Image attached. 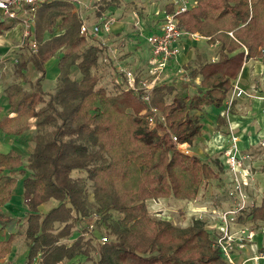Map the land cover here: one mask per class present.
Masks as SVG:
<instances>
[{
    "label": "trees",
    "instance_id": "1",
    "mask_svg": "<svg viewBox=\"0 0 264 264\" xmlns=\"http://www.w3.org/2000/svg\"><path fill=\"white\" fill-rule=\"evenodd\" d=\"M119 1L97 2L96 17ZM192 2L178 14L179 25L210 44L218 43V58L201 63L191 71L192 81L183 84L185 90L189 83L194 85L197 95L176 91L173 83L157 84L151 104L160 109L163 120L154 129L142 95L122 88L124 75L115 81L119 91L110 94L100 85L101 64H107L104 52L91 36L80 34L83 23L75 2L53 0L38 7L35 27L27 36L36 40L37 48L33 50L28 39L27 51L14 65L20 81L4 88L11 114L0 119V129L21 137L34 127L30 137L34 148L25 161L15 149L0 151V206L10 201L16 182L23 178L27 209L21 217L0 215L1 228L8 229L0 238V259L11 252L13 228L26 220L27 264L37 258L39 264L69 262L77 255L89 258L91 250L97 252L96 264H226L202 221L181 227L158 219L150 214L147 201L196 199L204 181L218 177L210 163L180 152L167 128L181 140L193 141L201 126L190 127L189 110L222 108L245 63L264 57V0ZM164 8L170 12L174 6L166 2ZM14 23L0 15V34ZM55 56L59 75L51 93L43 81L45 64ZM29 64L39 73L34 80L26 74ZM216 119L225 122L220 115ZM75 172L86 178L74 176ZM86 179L93 187L95 224L105 227L98 244L85 238L93 214ZM52 199L58 204L41 213L39 207ZM249 214L264 218V198ZM76 226L82 234L69 243Z\"/></svg>",
    "mask_w": 264,
    "mask_h": 264
},
{
    "label": "rangeland",
    "instance_id": "2",
    "mask_svg": "<svg viewBox=\"0 0 264 264\" xmlns=\"http://www.w3.org/2000/svg\"><path fill=\"white\" fill-rule=\"evenodd\" d=\"M86 1V0H85ZM89 3L90 0H87ZM137 0H120L119 3L125 10L136 9L140 11L142 8L141 5H135ZM140 1V0H139ZM94 2V0H92ZM152 3H161L162 6L164 0H150ZM192 2V0H190ZM135 5L137 8L133 7ZM76 8V6H74ZM107 15L111 14L105 12ZM86 17L89 23L97 24L99 17H96L95 13H86ZM123 14L121 15V19ZM165 17L163 11L160 12V17L155 16L152 20V27L155 28L160 21ZM36 18V17H35ZM133 18L131 17V20ZM35 24V23H34ZM17 26V22L15 21ZM18 30L13 28L10 33H5V45L8 49V58L1 61L0 66V75L2 77V82H4V87L13 82H19L20 76L15 72L14 65L20 59L21 55L27 51V41L31 42L33 39L24 37L22 25H18ZM35 27V26H34ZM9 31V30H8ZM101 33V32H100ZM149 31H142L141 34L136 35V41L144 46L147 43V37ZM219 46V44H218ZM217 45L210 44L207 38L199 36L197 38H188L185 40L184 44L181 46V53L178 57L172 59L169 65L165 68L163 73L160 74L159 82H170L178 86V90L181 92H189L188 94L192 97L197 95L196 88L193 85H189L186 90L183 87V84L186 82L192 81L191 71L200 66L203 62L215 61L218 58V48ZM145 51L144 60L141 63V66L135 71L136 79L138 82H141L142 79H150V64L147 60L148 51ZM55 63H57V57L55 56L52 61L47 65V76L45 77L43 83L44 87L48 92L55 93L57 88V77L51 79L57 70L55 68ZM248 68L247 79L244 84H239L234 81L233 86L230 89L228 98L222 108L215 109L210 106H203L202 108L193 107L189 110L188 115L190 117L191 125L190 127L201 126L200 134L193 141H190V149L193 151V155L199 156L202 160L210 163L216 171L218 172V177L211 179L210 181H204L198 191V197L190 201L178 200L174 198H164L159 199H149L147 201L148 210L153 217L158 219L164 218L172 221V223L177 224L181 227L190 226L191 223L196 222V220L202 221L205 223H212L213 219L210 216L203 217L206 213L209 212L212 208H225V207H234L236 201L239 198L234 197L233 201L230 198L229 191L235 190V183H241V188L243 192L247 195L246 204L249 206L260 205L261 201L264 198V120L262 115L264 110L252 111L256 100H260L259 105H262L264 108V57H258V59H251L245 65ZM183 68L184 72L178 74V69ZM26 74L32 80L36 79L39 76V73L35 71L32 67V64L28 65ZM106 68V72L102 75L100 85L107 87L108 92L114 93L121 90L120 87L116 86V82L110 80V77L107 75L111 72ZM73 74H78L76 67L72 69ZM177 72L178 75L175 76ZM120 75V74H119ZM49 77L50 79H47ZM106 77V78H105ZM124 83H126L125 78ZM121 80V78H120ZM199 79L196 80L198 83ZM28 86V85H27ZM127 88V84L122 86V88ZM243 92L241 95H238V90ZM262 92V95H258V92ZM173 96L170 97L172 100ZM257 98V99H256ZM256 99V100H255ZM254 101V102H253ZM202 112V114H200ZM206 112V113H205ZM225 112V113H223ZM220 115L224 118V123L221 124L217 121V116ZM261 117V119H260ZM260 119V120H259ZM248 122H251L254 125L255 132L253 135L255 137L248 136L250 132L244 131V125ZM31 128L26 134V138L20 139L22 143L28 142L32 135ZM247 134V135H246ZM233 136L237 137L236 145L239 150L238 156L240 159V167L247 174V182L238 181L235 177V173L231 172L230 166L228 165L227 157V148L231 146V138ZM30 149L26 147L23 150V155L27 157ZM218 161V163L216 162ZM81 175L86 178L85 174H80L78 172L74 173V176ZM245 175V174H244ZM86 184L88 188V201L93 212L92 217H90L88 223H93L96 227L94 231H86L85 238H91L94 244H98L104 232V229L99 224H95L97 218V212H95V199L93 198L92 183L90 180L86 179ZM253 208H251V211ZM263 220V219H262ZM262 220L257 219L254 225L262 223ZM243 223H249L246 219L242 220ZM87 223V224H88ZM24 228V226H22ZM22 234V233H21ZM74 235H81L82 230L80 226H76L73 232ZM72 234V235H73ZM76 236V237H77ZM75 237V238H76ZM73 240V237L71 236ZM69 243H71L68 240ZM89 258L82 255L79 259L75 260V264H96L98 260L97 252L91 250Z\"/></svg>",
    "mask_w": 264,
    "mask_h": 264
},
{
    "label": "built area",
    "instance_id": "3",
    "mask_svg": "<svg viewBox=\"0 0 264 264\" xmlns=\"http://www.w3.org/2000/svg\"><path fill=\"white\" fill-rule=\"evenodd\" d=\"M46 1L53 0H0V15L14 19L18 25H22L24 37L30 36L35 26L37 9ZM73 1L75 2V9L82 18L83 24L80 30L82 36L97 35L102 31L110 33L114 24L119 20L114 15L109 16L104 13L99 17L97 24H91L82 11L83 7L89 6L87 0ZM99 1L94 0L92 2L90 0L89 8L97 11V2ZM166 1L174 6L173 11L168 12L167 9H161L165 13V17L162 19L159 31L149 34L147 37L149 50L152 53L149 59L151 78L142 79L141 82H138L133 69H121L126 80L127 89H132L134 92L141 94L142 99L149 104V110H145L144 112L147 115L151 129L157 127L158 120H163L160 109L151 104V92L157 86L160 80V74L163 73L172 59L178 57L181 53L182 39L185 37L197 38L200 36V34L183 30L178 21V14L188 10L193 3L190 0ZM132 21L135 22L136 27L139 25L135 17ZM30 47L33 50L37 48V42L34 38L30 42ZM183 72L184 70L181 68L178 70V74H182ZM242 93L239 89L238 95ZM167 132L176 143L177 149L180 152L187 155L193 154V151L190 149V141L181 140L171 128H167ZM236 141L237 137L233 136L231 138V146L227 148L228 165L230 166V171L235 173L238 181L242 180L241 182H247V174L240 167L239 150L237 149ZM244 184L248 185L245 182ZM235 187V190L229 191L232 201L234 197L239 198L236 204H234V207L212 208L203 216H210L213 219L212 223H207V221L204 223L205 227L211 231L212 246L222 253L226 264H264V218L263 220L261 219L262 223L254 225L259 221L255 222L257 219H253L249 212L251 208L257 205L251 207L246 204L247 195L243 192L241 183H235ZM243 219H246L249 223H243ZM88 227L90 231H93L95 228L93 223H90ZM101 241L103 243L106 242V237L101 238ZM39 261L40 259L37 258L32 264H39Z\"/></svg>",
    "mask_w": 264,
    "mask_h": 264
},
{
    "label": "crops",
    "instance_id": "4",
    "mask_svg": "<svg viewBox=\"0 0 264 264\" xmlns=\"http://www.w3.org/2000/svg\"><path fill=\"white\" fill-rule=\"evenodd\" d=\"M134 1V0H133ZM150 0H137L135 1V5H141L140 11H137L136 9H130V10H125L123 6L119 5H111V7L106 11L107 13L116 16L117 18H120L121 15L123 14V17L119 20H117V23L114 24L112 27V30L110 33H106L102 31L101 33H98L97 35H92L91 38H93V42L103 50L104 52L102 55H104V60L106 61L107 64H101L102 69H101V75L104 74V72L107 73L106 68L108 67V71L111 73L107 74L110 77V80L112 81H117L120 77L119 74L121 73L122 75L123 72L121 71L122 68H130L136 71L140 66L142 61L144 60V53L143 49L145 48L146 51H148V56L147 60L150 59L152 53L151 50H149L148 43L144 46L141 45L136 41V35L141 34L142 31H149V34L156 33L159 31V28L161 26L162 21L153 28L151 25L152 20L155 18V16L160 17V12L162 11L165 7L166 0H164L163 5L161 6V3H152L149 2ZM88 2V1H87ZM193 3V2H191ZM89 6L88 7H83V13L87 15L86 13H95V10L90 9V4L87 3ZM135 5L133 7L137 8ZM165 9V8H164ZM74 10L77 12V10L74 8ZM131 17L136 19V21L139 22V25L136 27L135 22L131 20ZM7 33H10L13 28H16L18 30V25L16 26L15 23L13 24ZM5 33L0 34V66H1V61L5 60L8 58V47L5 45L6 43V38H5ZM190 37H185L181 41V46L184 44L185 40H188ZM215 45L218 46V43ZM219 48V46H218ZM220 49V48H219ZM181 50V49H180ZM219 53V50H218ZM180 55V54H179ZM102 57V56H101ZM54 59V58H53ZM53 59L49 60L45 66L47 68V65L49 64L50 61ZM102 59V58H101ZM250 61V60H249ZM248 63V61L246 62ZM245 63V65H246ZM244 65L243 69L241 70L238 79L235 80L239 84H244L247 79V74H248V68ZM55 68H57V63H55ZM48 69V68H47ZM180 69V68H179ZM178 69V70H179ZM183 69V68H181ZM184 70V69H183ZM48 73V70H47ZM53 77L51 79H55L59 75V68L53 73ZM177 75V72L175 73V76ZM47 76V74H46ZM103 78V77H101ZM106 78V77H105ZM47 79H50L47 77ZM199 79L198 83L196 80ZM195 82L197 85L200 84L201 78L198 77ZM2 77L0 75V119L6 115H10V109H9V102L8 99L6 98L4 94V82H2ZM162 83H168L172 84L168 81L162 82ZM188 83V82H187ZM190 85V83H189ZM192 85V84H191ZM190 85V86H191ZM45 86V85H44ZM177 86V85H176ZM193 87H195L193 85ZM189 88V87H188ZM196 88V87H195ZM45 89V87H44ZM46 90V89H45ZM178 86H177V90ZM197 92V88H196ZM189 93V92H187ZM262 92H258V95H262ZM190 94V93H189ZM257 99V98H256ZM255 99V100H256ZM261 100V99H260ZM260 100H256V104L252 105L253 109L252 111H260L264 110L262 108V105H259ZM254 102V101H253ZM264 102V101H263ZM262 103V100H261ZM212 107V106H210ZM215 108V107H214ZM215 109H218L217 107ZM206 113V112H205ZM202 114V112H200ZM13 115V114H12ZM262 118L264 120V114L262 115ZM261 119V117H260ZM259 119V120H260ZM34 130V127L33 129ZM244 131L250 132L248 136L250 138L255 137L253 133L255 132L254 125L251 122H248L244 125ZM254 131V132H253ZM247 135V134H246ZM26 136H8L5 134L1 129H0V151L2 152H8L10 150H17L24 158L25 161V156L23 155V150L26 147L27 149H30L28 154L33 150L34 148V142H32L30 139L28 142L25 144L20 142V139H24ZM27 156V155H26ZM28 159V158H27ZM26 159V160H27ZM26 163V162H25ZM162 198V197H161ZM156 200V199H154ZM160 200V199H159ZM181 200V199H178ZM185 201V200H182ZM58 202L54 199L45 202L39 207V211L41 213L47 212L49 209L52 207L56 206ZM27 212L26 206L24 204L23 200V178H19L18 181L15 184V188L12 192L10 201L4 205L0 206V215L8 216V217H21L26 215L25 213ZM26 220H23L22 223L19 226H16L13 228L11 231V234H13V239H12V249L11 252L0 259V264H27V253H28V244L26 243L25 235H24V228H25ZM24 226V228L22 227ZM0 226V238L4 237L7 235L8 229L6 227L1 228ZM22 233V234H21ZM73 234V233H72ZM71 236L73 237V240L71 239ZM68 240L73 243V241L76 239L75 237L77 235H71ZM79 236V235H78ZM77 236V237H78ZM80 256L82 255H77L75 256L74 260H71L69 262L67 261H62L60 264H73L76 259H79ZM249 264V263H248ZM251 264V263H250Z\"/></svg>",
    "mask_w": 264,
    "mask_h": 264
}]
</instances>
